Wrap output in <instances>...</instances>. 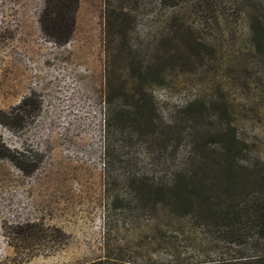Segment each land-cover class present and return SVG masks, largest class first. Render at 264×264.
<instances>
[{"label": "rangeland", "instance_id": "rangeland-1", "mask_svg": "<svg viewBox=\"0 0 264 264\" xmlns=\"http://www.w3.org/2000/svg\"><path fill=\"white\" fill-rule=\"evenodd\" d=\"M123 2L0 0V264L264 257V0Z\"/></svg>", "mask_w": 264, "mask_h": 264}, {"label": "trees", "instance_id": "trees-1", "mask_svg": "<svg viewBox=\"0 0 264 264\" xmlns=\"http://www.w3.org/2000/svg\"><path fill=\"white\" fill-rule=\"evenodd\" d=\"M79 0H52L53 14L56 12L55 20L53 17L45 18L42 20V29L44 32L52 36L55 40H66L69 39L74 27V19L76 10L78 7ZM123 0H103L104 5V23H103V34L104 41L106 43V52L109 51L111 43L114 41V36L117 35L118 39L121 40L125 37L129 29V9L123 6ZM69 4V6L67 5ZM68 7L69 14L66 16L64 13L60 12L61 9ZM58 9V10H57ZM51 12V11H49ZM50 14L52 16L53 14ZM176 182V196L185 201H190L194 191L191 189L189 181L185 180ZM194 185V184H193ZM197 185L195 184V187ZM197 188V187H196ZM191 205V204H186ZM200 209H205L209 204H197ZM246 212H250L252 216H255L260 224L264 222V208L261 205L256 207L246 208ZM125 261L121 258H111L106 256V258L98 261H94L87 264H123ZM221 264H264V257H251V258H240L234 262H224Z\"/></svg>", "mask_w": 264, "mask_h": 264}]
</instances>
